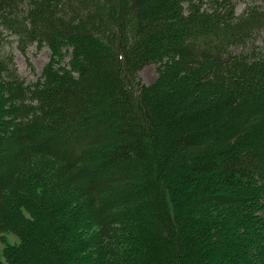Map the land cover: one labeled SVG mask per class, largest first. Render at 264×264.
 <instances>
[{
    "label": "trees",
    "instance_id": "trees-1",
    "mask_svg": "<svg viewBox=\"0 0 264 264\" xmlns=\"http://www.w3.org/2000/svg\"><path fill=\"white\" fill-rule=\"evenodd\" d=\"M250 2L0 0V32L52 54L27 82L0 53V264H264Z\"/></svg>",
    "mask_w": 264,
    "mask_h": 264
},
{
    "label": "rangeland",
    "instance_id": "rangeland-1",
    "mask_svg": "<svg viewBox=\"0 0 264 264\" xmlns=\"http://www.w3.org/2000/svg\"><path fill=\"white\" fill-rule=\"evenodd\" d=\"M238 4V11L243 12L248 6L251 0H236ZM250 3H264V0H254ZM2 27L0 26V31ZM17 37L11 34L7 30L0 32V53L13 52L15 63L18 67L19 73L27 82L36 81L38 76L41 74L44 66L49 62L51 58V49L43 45L38 47L36 44L28 48L27 56H25L18 48ZM264 40V36L261 37ZM27 57L32 62V67L29 66ZM158 76V66L155 64H150L140 71L139 80H142L146 84L152 83ZM19 238L11 233L4 232L0 233V254L3 255L4 248L7 244L18 243Z\"/></svg>",
    "mask_w": 264,
    "mask_h": 264
}]
</instances>
